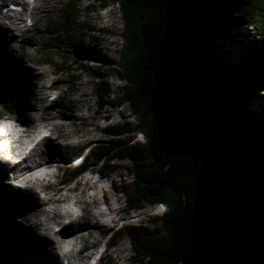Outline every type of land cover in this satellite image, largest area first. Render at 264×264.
I'll list each match as a JSON object with an SVG mask.
<instances>
[{"label":"trees","instance_id":"trees-1","mask_svg":"<svg viewBox=\"0 0 264 264\" xmlns=\"http://www.w3.org/2000/svg\"><path fill=\"white\" fill-rule=\"evenodd\" d=\"M123 1L128 21L121 15L118 60L104 68L81 67L98 77L97 105L118 108L123 101L138 122L104 124L100 130L108 138L93 143L88 164L67 176L90 165L107 178L118 167L112 159L126 158L130 183L122 177L118 186L110 181L123 195L124 211L167 205L159 216L163 233L139 221L110 234L111 245L121 234L128 238V264H264V171L258 167L264 149L247 142L264 134V101L257 120L246 107L253 94L264 100V0ZM75 13L66 16L71 31L80 32L84 22ZM250 27L257 37L250 36ZM69 34L55 38L68 41ZM213 35L232 44L252 42L251 68L210 52L217 48ZM124 54L126 66L120 64ZM10 68L0 67V102L8 110L18 107L9 94L21 81ZM109 70L124 81L115 94ZM135 129L142 141L120 137Z\"/></svg>","mask_w":264,"mask_h":264},{"label":"rangeland","instance_id":"rangeland-1","mask_svg":"<svg viewBox=\"0 0 264 264\" xmlns=\"http://www.w3.org/2000/svg\"><path fill=\"white\" fill-rule=\"evenodd\" d=\"M43 2L44 1H40V9L38 8L34 11L33 16L35 23L31 27V31L25 34L24 39L26 40L23 43H19V45L23 47V50L25 49L23 52L26 55H24L15 44L17 41L13 42L9 39L8 36H11L12 33L0 25V67L4 70H10V67H13L16 73H20L21 81L15 86L18 90L15 91L12 89L13 95L9 94V99L15 104L18 103L21 109L33 106L27 104V107L24 106L26 102L35 104V99H33L32 102L31 98L35 97V94L32 92L35 90L33 84L38 77L35 75L33 64L50 63L55 65L58 71H61V81L56 83L55 88L62 90L63 95L46 112L43 122L50 125L59 134L64 135L61 140L66 141L67 145L64 146L57 142L54 143V139H52V141L49 140L44 143L46 146L45 149L44 147H41V149L45 151V158L51 157L50 159L52 160L56 158L59 161H68L73 155L79 152L86 142H89L91 145L99 140L108 138L100 130L104 125L100 118H110V123H107V125L116 124L122 122V119H120V117L118 118L116 114L120 112L122 115L129 117L127 121L132 125L138 122L136 115H129L127 105L123 101L121 102L122 105H120L117 110L116 107L113 108L111 105H100L102 106L100 108L99 104H96L97 97L95 95V83L98 81V77L91 76L86 68L81 67L100 66L104 68V65L114 66L113 62L118 60V48L122 42L120 36L123 27L121 15H123V20L128 21V14L124 11L125 5L123 0H118V2L106 0L107 5H105V9L100 7L98 0H49L48 2ZM74 11H76V17H78L75 18V20L77 19L80 22H84V26L81 27L80 32L78 28H74L71 31V22H69L66 16L67 12H72L73 14ZM217 12L216 5L212 4L210 13L213 19L217 18V14H219V12ZM197 26L201 27V24L196 22V28ZM200 29L201 28L197 30L194 29V32L197 33ZM56 30H58V33L55 32ZM250 31V36H256L253 27H250ZM81 32L83 35H81ZM69 33L71 36L68 38V41H60L55 38L66 37ZM72 40L76 41L73 42ZM212 40H215L214 44L217 45V48L214 47V49L209 51L222 56L224 55L226 57L225 63L239 61L246 69L251 68V51L255 49L252 42L232 44L225 38L218 39L217 37L216 39L214 35L212 36ZM27 41H32L33 44L28 45L26 44ZM32 45L36 46V52L32 51L34 50ZM28 46H32V50L28 49ZM28 51L33 54L27 53ZM128 60V56L124 54L120 64L126 66ZM115 77V72L111 70L107 79L110 85L109 88L113 94H115L117 89L124 83L123 80L116 79ZM1 96L4 95L2 94ZM110 98H113V95H110ZM263 101L261 97L253 94L246 102V107L256 120L258 117H261L259 114L262 109ZM1 108L2 103H0V109ZM34 111L36 110H27L28 116L30 117L31 113ZM1 114L0 110V115ZM10 114L12 115V113ZM54 114L55 116L52 118ZM170 116L173 117V114H170ZM95 129L100 132H94ZM136 131L137 129L132 133H126L120 137L128 142H139L133 140ZM247 142L252 146L256 145L264 149V134L250 137ZM88 161L89 154L87 152L82 162L88 164ZM112 161L117 164L118 167L113 168L107 175V178H104L105 183L98 184V186L104 187L103 198L106 200L108 206L117 207L115 211L117 214H120L122 210H125L123 195L120 192L111 190L110 181L115 182L116 186H118L117 184L120 182L119 179L122 177L126 182L130 183L131 178L123 168V166L129 167L130 163L126 158H115L112 159ZM85 167L90 168L92 166L85 165ZM258 167L260 170L264 171V153L259 157ZM71 170L72 169H68L67 167L63 170L59 169L57 172V179L64 177L65 186L75 184L79 188L82 187L83 184L81 182L72 181L74 176H67ZM2 171L4 176V168H2ZM2 180L3 177L0 178V237L5 235L8 236L9 242L5 243L4 241L1 244L0 248L3 251H0L1 260L5 264H27L32 253L36 255L41 253L47 264H60L61 259L56 256L54 257L51 252L53 250L51 248L52 243L49 244V241L45 237L39 235L42 229L33 224L31 225V221L23 218V211H31L33 206L37 207V204L30 206V204L26 202L27 198L20 195L22 194L20 190H14L12 187L10 188L7 186L8 184ZM108 186L109 189L107 188ZM65 193L67 195L66 200H71L73 196H78L80 199L86 200V197L81 196L78 191L73 194L67 193L66 191ZM40 206L44 209L49 208V206L45 205ZM52 206L61 208L59 204H53ZM93 210H95L93 206L87 204L82 218L83 216L90 217L89 212ZM150 210L151 212H158L155 205L149 204L143 205L138 211L127 213L125 211L123 213L122 211L121 215H123L125 219L123 220L124 224L122 226L129 224L135 225L136 222L140 221L148 226L150 230H152L151 228L155 229V233H163L159 221L160 214H147ZM97 211L96 209V213ZM131 213L136 215L130 216ZM127 216H130V218L137 216L135 219L133 218V220L138 221H128L129 219ZM63 217L62 214L58 219L51 222L50 226L52 227L58 224ZM82 218L80 220H82ZM28 219L31 220V217ZM93 220L94 218L91 217L90 222L93 223ZM89 227L91 232L90 234H86L87 244H89L90 240L97 238V240L99 239L98 243L100 245V240H103L102 231L105 226L103 224L93 223ZM44 234L46 233L44 232ZM113 242V245H106L105 251L98 264H107L108 261L109 264H128V258L131 255L128 238L124 234H121L114 239ZM42 243L47 244L45 251L38 249L39 244ZM86 246L88 249L92 247L89 245ZM2 257L4 258L2 259Z\"/></svg>","mask_w":264,"mask_h":264},{"label":"bare ground","instance_id":"bare-ground-1","mask_svg":"<svg viewBox=\"0 0 264 264\" xmlns=\"http://www.w3.org/2000/svg\"><path fill=\"white\" fill-rule=\"evenodd\" d=\"M16 1H19V3H21L23 5H26L28 8H30V6L32 4V1L31 0H16ZM41 1H44V2L47 1L48 2L49 0H41ZM39 2H40V0L33 1V5L34 6H33L32 10L30 12V15L33 16L34 11L36 9H38V8L40 9L41 6H40V3ZM22 11L25 12V13H27V10L25 8H23ZM25 20H26V17H23L22 16L21 17V20H20V22L22 23V25H25V22H26ZM0 25H1V27H5L12 34H13V30L12 29L18 30L17 27H11L12 29L10 30L9 29L10 24H7L5 17L3 18L2 22L0 23ZM18 31H21V29L18 30ZM30 31H31V28L26 29V31H24V35L27 34ZM13 35H15V34H13ZM8 37H11V36H8ZM17 46H18L19 50H21L22 53H24L23 51L25 49L23 50V47L21 45H19L18 42H17ZM14 47H13V50H14ZM27 53L33 54L32 52H29V51ZM24 55H26V54L24 53ZM90 56H92V55H90ZM32 92H33V94H35V97L31 98V101L33 102V99H35V104L34 103H31V102H26L24 106H26V104L29 105V106L30 105H33V106H31L30 108H25V107L22 108L23 109V112H22L23 115H22V117H23V120L26 121V122H30V117L27 114V110H29V109L30 110H40V109L37 108L38 104H37L36 91L34 90ZM32 92H31V94H32ZM54 116H55V114L52 115V118H54ZM26 117H27V119H26ZM67 132H69V131H67ZM24 136H27V132L24 133ZM61 136L63 137L64 135L61 134ZM48 140H50V139H46L45 141H48ZM41 154H42V149L35 154L34 161H35V157H40ZM2 168H4V170L6 169L5 168V164L2 163V162H0V175H1L0 178L3 177V179H7L6 175L3 176ZM52 177H54L55 179L54 180H50L49 182H47L46 187H47V190H49V192L50 191H53V196L54 197L49 196L45 200L40 199L39 196H38V194L35 193V191H33V192H27V193H22L21 190H20V188H14V187H12V189H14V190H16V189L17 190H20V192L22 193L20 195H22L23 197L27 198V201L26 202L28 204H30V206L31 205H34V204H37V207L36 206H33L32 207L33 210L31 209V211L26 212L24 210L23 211V218L24 219H27L28 221H31L30 222L31 225L33 224L34 226H37L38 228H41L42 229V232H40L39 235H42L43 237H45L49 241V244L52 243L51 244V248L53 250L51 252L53 253V256L54 257L56 256L57 258L60 259L61 256L62 255H65V254H62L61 255L60 248L58 247V246H60V242L58 243V246H57L56 244H54L51 241V238L52 237L58 238V237L64 236V237L72 238L71 240H80L81 241L82 247H83L82 249L71 250L69 252L70 258H71V261H72V264H75V263H77L75 261H78V262L84 261V259H86L88 257V254H90V253H88L84 249L85 247H87L86 245H89L91 247L97 241V238H94L93 240H90L89 241V244H87V240H86L87 236H86V234H88V233L90 234V232H91L89 226H91L93 223L98 224L96 218H97V214L99 212L97 211V213H96V209H95L94 211L89 212L90 217H86V216L84 217L83 216L82 220H80L78 223H72V224H70L68 226L63 227L59 234L58 233H54L53 229H51V228H53L55 226H59L61 224L62 220H64V218L58 224H55L52 227L50 226V223L53 222V221H55L56 219H58L60 216H62V214L64 212L62 211L61 208L56 207V206H52L51 205L47 209H44L43 207L40 206V205L52 204V203H54L56 201H59L60 199H63V197H61L62 192H58V189H60V188L56 185L57 182H58V179H57L58 175L56 173H53L52 174ZM34 181L35 182H38L39 179L38 178H34ZM79 182H81L83 184L82 185L83 188H92L93 187V184L91 182L87 181L86 178H80L79 179ZM7 186H9L11 188L10 185H7ZM86 196L88 198V201H87L88 204H89V202L90 203H93V204H95L97 202V198L94 196L93 193H87ZM40 200H41V202H40ZM116 208L117 207L106 206V209L109 210V211H111L113 214H115ZM151 214H158V212H154L153 211ZM29 217H31V220L28 219ZM91 217L94 218L93 223L90 222ZM44 232L46 234H44ZM47 234H51V236H48ZM46 247H47V244L46 243L45 244L42 243V244H39L38 249L39 250L41 249L42 251H45L46 250ZM0 251H2V250H0ZM49 251H50V249H49ZM33 254L34 253L31 254L30 258L28 259L27 264H47L44 261V256L41 253L38 254V255H36V254L33 255ZM0 256H1V253H0ZM0 261H1V257H0Z\"/></svg>","mask_w":264,"mask_h":264},{"label":"water","instance_id":"water-1","mask_svg":"<svg viewBox=\"0 0 264 264\" xmlns=\"http://www.w3.org/2000/svg\"><path fill=\"white\" fill-rule=\"evenodd\" d=\"M168 32L170 33V34H172V35H179V33H178V30H176V29H174V28H172V27H168ZM181 68H182V61H181V64H180V67H179V71L181 70ZM178 71V72H179ZM176 90H178V86H176ZM178 103H179V106H180V108H181V111L184 113V108H183V106H182V103H181V101L179 100L178 101ZM190 130H191V127L189 126V132H190ZM188 132V133H189ZM141 133H142V131H141ZM143 133H142V139L141 140H143ZM8 236H2V237H0V247H1V244L5 241V243L6 242H9L8 241ZM0 250H2L1 248H0ZM3 252V251H2ZM4 257H2V259H3ZM1 263L0 264H5L2 260L0 261Z\"/></svg>","mask_w":264,"mask_h":264},{"label":"built area","instance_id":"built-area-1","mask_svg":"<svg viewBox=\"0 0 264 264\" xmlns=\"http://www.w3.org/2000/svg\"><path fill=\"white\" fill-rule=\"evenodd\" d=\"M108 77V76H107ZM116 79H117V77H115ZM119 108V107H118ZM116 110H117V108H116ZM128 112H129V115H131L132 113H130V111L128 110ZM116 114H118L119 116H118V118L120 117V119H124V118H129V117H127L126 115L124 116V115H122L120 112H117Z\"/></svg>","mask_w":264,"mask_h":264},{"label":"snow or ice","instance_id":"snow-or-ice-1","mask_svg":"<svg viewBox=\"0 0 264 264\" xmlns=\"http://www.w3.org/2000/svg\"><path fill=\"white\" fill-rule=\"evenodd\" d=\"M79 161H76V163H78Z\"/></svg>","mask_w":264,"mask_h":264}]
</instances>
